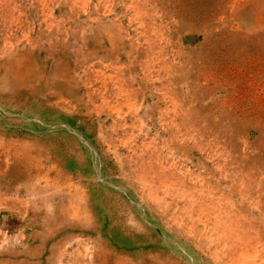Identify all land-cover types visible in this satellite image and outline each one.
Segmentation results:
<instances>
[{
    "label": "rangeland",
    "instance_id": "1",
    "mask_svg": "<svg viewBox=\"0 0 264 264\" xmlns=\"http://www.w3.org/2000/svg\"><path fill=\"white\" fill-rule=\"evenodd\" d=\"M0 264H264V0H0Z\"/></svg>",
    "mask_w": 264,
    "mask_h": 264
}]
</instances>
